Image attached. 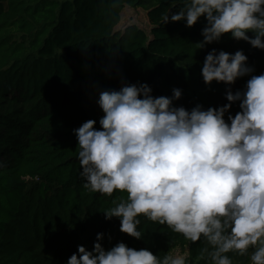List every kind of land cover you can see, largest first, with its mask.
Listing matches in <instances>:
<instances>
[{"label": "trees", "instance_id": "obj_1", "mask_svg": "<svg viewBox=\"0 0 264 264\" xmlns=\"http://www.w3.org/2000/svg\"><path fill=\"white\" fill-rule=\"evenodd\" d=\"M174 4L179 0H0V264H66L78 246L92 250L98 233L106 249L124 242L162 256L187 246L190 264H208L203 240L186 241L143 216L145 236L137 240L120 232L118 218L106 220L112 200L126 193L83 187L73 132L89 119L100 129L95 90L122 83H147L156 97L179 88L175 106L188 110L229 103L227 89L243 90L250 76L231 86L205 84L201 70L212 49L243 50L252 75L264 73V50L230 33L200 49L203 17L191 28L165 24V14L179 11ZM127 6L147 13L149 34L135 25L116 31ZM238 111L239 102L230 114ZM251 251L228 255L233 264H251Z\"/></svg>", "mask_w": 264, "mask_h": 264}, {"label": "clouds", "instance_id": "obj_2", "mask_svg": "<svg viewBox=\"0 0 264 264\" xmlns=\"http://www.w3.org/2000/svg\"><path fill=\"white\" fill-rule=\"evenodd\" d=\"M177 6L163 16L165 24L185 21L191 28L206 19L200 49L230 33L264 50V0H179ZM254 71L243 50L206 55L201 75L209 86L250 76L243 90L229 87V103L218 108L175 106L179 88L171 97L154 96L147 83L97 89L100 129L89 119L73 132L83 187L109 197L126 193L112 200L105 219L118 218L120 232L137 240L145 236L141 216L186 241L203 240L200 255L208 264H233L229 253L245 256L250 249L251 264H264V73ZM237 102L240 111L232 115ZM104 238L98 233L92 250L78 246L66 264H190L187 246L161 256L124 242L106 249Z\"/></svg>", "mask_w": 264, "mask_h": 264}, {"label": "rangeland", "instance_id": "obj_3", "mask_svg": "<svg viewBox=\"0 0 264 264\" xmlns=\"http://www.w3.org/2000/svg\"><path fill=\"white\" fill-rule=\"evenodd\" d=\"M132 25L146 31L148 34L151 31V24L147 13L143 9H134L127 6L123 11L122 21L116 31H123L125 28ZM16 40H20V36H18Z\"/></svg>", "mask_w": 264, "mask_h": 264}]
</instances>
